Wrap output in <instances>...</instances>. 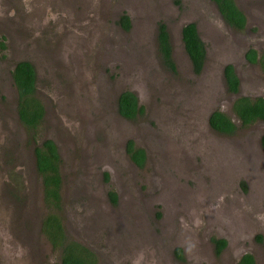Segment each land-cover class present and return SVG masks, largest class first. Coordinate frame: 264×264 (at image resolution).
<instances>
[{"label": "rangeland", "instance_id": "374dc122", "mask_svg": "<svg viewBox=\"0 0 264 264\" xmlns=\"http://www.w3.org/2000/svg\"><path fill=\"white\" fill-rule=\"evenodd\" d=\"M234 1L252 19L240 31L211 0H0V264H60V250L36 238L48 215L96 264H236L244 254L264 264V122L241 127L232 112L237 96H264L262 72L244 60L248 47L264 51V0ZM188 23L207 52L199 74L182 42ZM161 26L174 70L159 51ZM24 60L43 108L35 131L18 118L11 78ZM226 63L241 77L237 95L225 88ZM124 92L143 109L134 120L117 113ZM213 111L234 135L210 128ZM45 140L61 159L59 208L34 168ZM128 141L144 150L141 168Z\"/></svg>", "mask_w": 264, "mask_h": 264}, {"label": "trees", "instance_id": "16d2710c", "mask_svg": "<svg viewBox=\"0 0 264 264\" xmlns=\"http://www.w3.org/2000/svg\"><path fill=\"white\" fill-rule=\"evenodd\" d=\"M217 7L224 23L232 29L242 30L245 25V17L236 7L232 0H211ZM120 26L127 30L130 27L127 17L120 18ZM182 42L188 57L196 74L204 63V46L198 36L196 27L192 23L186 24L182 28ZM159 51L165 63L174 70L175 67L171 61V50L168 42V36L163 26L160 27L158 36ZM248 63L258 65L264 76V52L256 59V53L249 51L245 55ZM12 78L17 89V112L20 121L24 126L36 129L43 118V108L39 101L34 97L35 93V72L34 68L28 62L16 64L12 71ZM223 78L226 90L229 93L238 92L239 81L231 66H225L223 69ZM143 112L142 107L138 106L137 98L133 93L124 92L117 99V113L127 119L134 120L138 114ZM232 112L241 127H248L256 121L264 122V99H250L239 96L232 103ZM210 128L224 136L235 134L237 126L225 114L219 111H213L208 116ZM264 151V135L260 140ZM126 153L130 161L138 168H141L145 162L144 150L134 148L131 141L126 143ZM36 167L41 177L45 201L49 205L59 208L61 197L60 188L62 186V177L59 172L60 156L53 141L45 140L41 147L35 149ZM108 199L111 204L116 203V196L113 192L108 193ZM51 223L50 225H47ZM44 231L48 235L50 243L54 247L61 248V264H96L94 254L85 246L73 240H67L60 220L55 215H48L43 222ZM215 253L219 255L226 246L223 239L214 240ZM176 257L182 260L181 250H175ZM236 264H255L250 254L242 255Z\"/></svg>", "mask_w": 264, "mask_h": 264}, {"label": "flooded vegetation", "instance_id": "af4514ba", "mask_svg": "<svg viewBox=\"0 0 264 264\" xmlns=\"http://www.w3.org/2000/svg\"><path fill=\"white\" fill-rule=\"evenodd\" d=\"M233 1V3L236 5V3H235V1L234 0H232ZM236 7L238 8V10H240L241 11V13L243 14V16L245 17V25H244V28L246 27V24H249V23H251L252 22V19L250 18V21L248 20V17H247V15H246V12L245 11H242L237 5H236ZM221 17V16H220ZM222 18V17H221ZM223 20V19H222ZM232 29V28H231ZM233 30H235V31H240V30H236V29H233ZM243 30V29H242ZM196 31H197V29H196ZM261 34H263V33H260V37H262V35ZM258 37H259V34H258ZM201 40V39H200ZM202 42V41H201ZM257 42V41H256ZM204 46V45H203ZM249 51H254L255 53H256V59H258L259 60V57L261 56V54L264 52V51H260L259 52V50H257L256 48H251V47H248V48H246L245 49V51H244V60H245V62L247 63V64H249V65H252V64H250V63H248V61L246 60V58H245V55L249 52ZM207 56V52H206V48L204 47V57H206ZM205 60V59H204ZM20 62H28V61H20ZM20 62H18V63H20ZM18 63H16V64H18ZM29 64H31L30 62H28ZM16 64L14 65V67L16 66ZM204 64V63H203ZM32 65V64H31ZM225 66H231L232 68H233V71H234V73H235V75H236V77L238 78V81H239V88H238V92L236 93V94H233V95H237V94H239V92L242 90L241 89V87H242V82H241V77L238 75L239 73L237 72V70H236V68H234V66L232 65V64H230V63H226L224 66H223V69H224V67ZM258 66V65H257ZM14 67H13V69H14ZM259 67V66H258ZM223 69H222V77H223ZM260 69V68H259ZM13 71V70H12ZM239 77H240V79H239ZM11 78H12V72H11ZM12 80H13V78H12ZM223 80H224V78H223ZM13 84H14V81H13ZM224 85H225V82H224ZM15 86V85H14ZM16 87V86H15ZM226 88V87H225ZM16 91H17V89H16ZM232 94V93H231ZM240 96V95H239ZM239 96H237V97H239ZM242 96H244V97H248V98H250V99H256V98H262V99H264V96H261V95H253V94H251V95H248V94H245V95H243L242 94ZM236 97V98H237ZM17 114H18V112H17ZM18 118H19V116H18ZM20 120V119H19ZM22 123V122H21ZM257 123H263V121H256V122H254L252 125H256ZM236 125V124H235ZM252 125H250V126H252ZM27 129H30V130H32V131H35L36 129H31V128H27ZM263 150V149H262ZM264 152V151H263ZM34 164H35V166H34V168H35V172L37 173V175H39L38 174V170H37V167H36V157H35V149H34ZM40 176V175H39ZM40 179H41V177H40ZM41 184H42V182H41ZM42 189H43V185H42ZM61 190H62V186H61V188H60V197H61V201H62V195H61ZM46 206H48L47 204H46ZM50 207H53V205H50ZM56 216V215H55ZM58 218V217H57ZM59 219V218H58ZM44 222V221H43ZM61 223V222H60ZM62 225V224H61ZM40 238V237H42V238H44V239H46V240H48V242L50 243V241H49V239H48V235H47V233H46V231H44V227H43V223H42V231L40 230L39 231V233L37 234V236H36V238ZM214 244V243H213ZM50 245H51V251L53 252L54 250H60V254H61V248H60V246L58 247H54L51 243H50ZM214 246H215V244H214ZM216 248V247H215ZM222 251V250H221ZM60 258H61V255H60ZM60 261H61V259H60ZM60 263V262H59ZM61 264V263H60Z\"/></svg>", "mask_w": 264, "mask_h": 264}, {"label": "clouds", "instance_id": "9594fccd", "mask_svg": "<svg viewBox=\"0 0 264 264\" xmlns=\"http://www.w3.org/2000/svg\"><path fill=\"white\" fill-rule=\"evenodd\" d=\"M9 15H14V13L10 12ZM134 264H138V262H134Z\"/></svg>", "mask_w": 264, "mask_h": 264}]
</instances>
